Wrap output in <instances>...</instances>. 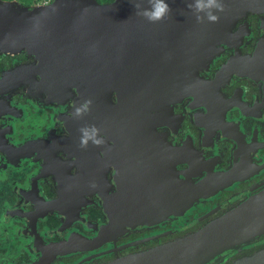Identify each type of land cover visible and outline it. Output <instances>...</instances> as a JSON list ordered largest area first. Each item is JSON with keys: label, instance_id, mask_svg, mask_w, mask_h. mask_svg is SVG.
<instances>
[{"label": "flooded vegetation", "instance_id": "obj_1", "mask_svg": "<svg viewBox=\"0 0 264 264\" xmlns=\"http://www.w3.org/2000/svg\"><path fill=\"white\" fill-rule=\"evenodd\" d=\"M247 3L139 80H47L26 52L0 55V264H171L146 254L264 190V0ZM90 126L103 143L81 147ZM262 231L199 264L249 262Z\"/></svg>", "mask_w": 264, "mask_h": 264}, {"label": "water", "instance_id": "obj_2", "mask_svg": "<svg viewBox=\"0 0 264 264\" xmlns=\"http://www.w3.org/2000/svg\"><path fill=\"white\" fill-rule=\"evenodd\" d=\"M248 1L216 0L223 11L197 12L196 0H166L171 12L158 22H149L137 14L151 9L149 0H113L108 4L51 0L32 8L15 0H0V55L26 52L47 80L106 79L110 72L114 80H139L148 72L143 70L146 65L159 63L157 58L170 61L177 48L187 49L192 56L200 54L206 46L204 40L226 33L250 8ZM134 3L140 8L135 10ZM208 11L218 17L217 22L208 21ZM192 73H196L195 66ZM260 230H264V190L235 212L146 256H167L171 264H199L241 243L243 235ZM251 259L240 264H264V250ZM135 261L158 264L159 259Z\"/></svg>", "mask_w": 264, "mask_h": 264}, {"label": "clouds", "instance_id": "obj_3", "mask_svg": "<svg viewBox=\"0 0 264 264\" xmlns=\"http://www.w3.org/2000/svg\"><path fill=\"white\" fill-rule=\"evenodd\" d=\"M151 4L150 10H144L143 12H139L137 14L143 15L149 22H158L162 20L166 15L171 12V8L166 0H149ZM191 7V5H188ZM134 8L139 9L140 5L138 3H134ZM195 8L197 12L205 11V9L215 8L217 11H223V6L216 2V0H207L205 3L204 0H196ZM207 19L210 22H217L218 17L212 14L211 11L206 13ZM201 17L197 16V20H200ZM92 104L91 100H86L80 107L75 108L74 115L79 117L82 114H87L89 111V106ZM92 131V135L89 136L85 131V128H81L79 131L83 133L80 139L81 147H86L88 145L89 140L92 141L93 145L99 146L103 143V138L96 139V133L99 131L95 126L89 127Z\"/></svg>", "mask_w": 264, "mask_h": 264}, {"label": "trees", "instance_id": "obj_4", "mask_svg": "<svg viewBox=\"0 0 264 264\" xmlns=\"http://www.w3.org/2000/svg\"><path fill=\"white\" fill-rule=\"evenodd\" d=\"M1 1H14V0H1ZM17 1L19 4L23 5V6H30V5H34L38 0H15ZM98 3L100 4H108L110 2H112L113 0H96Z\"/></svg>", "mask_w": 264, "mask_h": 264}, {"label": "built area", "instance_id": "obj_5", "mask_svg": "<svg viewBox=\"0 0 264 264\" xmlns=\"http://www.w3.org/2000/svg\"><path fill=\"white\" fill-rule=\"evenodd\" d=\"M51 0H38L36 2V5L42 6V5H47L50 3Z\"/></svg>", "mask_w": 264, "mask_h": 264}, {"label": "bare ground", "instance_id": "obj_6", "mask_svg": "<svg viewBox=\"0 0 264 264\" xmlns=\"http://www.w3.org/2000/svg\"><path fill=\"white\" fill-rule=\"evenodd\" d=\"M119 94V93H118Z\"/></svg>", "mask_w": 264, "mask_h": 264}]
</instances>
